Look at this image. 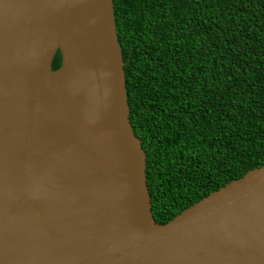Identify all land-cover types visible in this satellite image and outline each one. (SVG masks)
<instances>
[{
	"label": "water",
	"instance_id": "1",
	"mask_svg": "<svg viewBox=\"0 0 264 264\" xmlns=\"http://www.w3.org/2000/svg\"><path fill=\"white\" fill-rule=\"evenodd\" d=\"M112 6L0 0V264H264V165L152 218Z\"/></svg>",
	"mask_w": 264,
	"mask_h": 264
},
{
	"label": "trees",
	"instance_id": "2",
	"mask_svg": "<svg viewBox=\"0 0 264 264\" xmlns=\"http://www.w3.org/2000/svg\"><path fill=\"white\" fill-rule=\"evenodd\" d=\"M112 4L129 123L164 224L264 165V0Z\"/></svg>",
	"mask_w": 264,
	"mask_h": 264
}]
</instances>
